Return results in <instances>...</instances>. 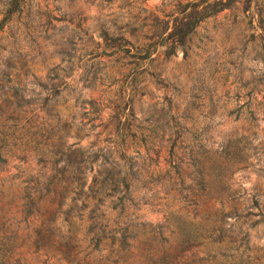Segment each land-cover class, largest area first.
I'll list each match as a JSON object with an SVG mask.
<instances>
[{"label":"rangeland","instance_id":"374dc122","mask_svg":"<svg viewBox=\"0 0 264 264\" xmlns=\"http://www.w3.org/2000/svg\"><path fill=\"white\" fill-rule=\"evenodd\" d=\"M191 1L22 0L4 22L0 222L15 246L7 264H42L31 242L44 234L38 213L55 204L39 199L26 217L24 205L79 150L84 190L107 169L126 173L128 196L101 192L93 215L107 236H131L133 264H169L175 254L172 264H264V0L204 18L165 55ZM72 195L61 210L80 203ZM91 204L66 220L57 212L52 225L65 233L75 223L81 239ZM108 249L80 264H109Z\"/></svg>","mask_w":264,"mask_h":264},{"label":"trees","instance_id":"16d2710c","mask_svg":"<svg viewBox=\"0 0 264 264\" xmlns=\"http://www.w3.org/2000/svg\"><path fill=\"white\" fill-rule=\"evenodd\" d=\"M21 1L22 0H3L2 7L0 8V30L7 18L17 10ZM236 3L237 0H196L188 2L189 11L185 15L184 21L180 23V26H174V30L169 34L170 37L173 36L172 42L170 46L165 47L163 53L165 55L174 53V49L183 45L185 36H187L201 20L223 9L230 8ZM151 50H154V46ZM149 51V48L146 46L145 53L148 54ZM93 159L94 155L89 163H91ZM55 161H57V159H55ZM63 161V165L59 169H55V173L50 178L46 188L37 190V196L34 199L27 196L28 201L24 205L26 206L25 217L32 214L33 211L38 212L37 208L32 207L38 203L39 199L49 204H55L54 209L38 213L42 218L47 219L40 224L44 234L38 235L31 242L32 252L44 257L42 264L48 263L51 259L54 260V264H63L62 262L66 264H80L82 258L87 257L94 251L100 252L103 249V244H106L109 248V254L105 257V260H107L109 264H133V262L129 261L131 258L130 253H126L130 246L127 241L131 236L125 232H121L117 238H115L113 233H109L107 236L105 233V225L96 222V218L93 215V212L98 210L102 205L103 198L100 196L101 192L108 195V193L122 191L118 199L126 195L128 196L126 173L123 172L120 174L119 168L107 169L105 175L99 182L100 185H97L98 187L96 186L94 190H84L81 168L86 166L87 160L83 157V152L80 150L75 154L67 152L64 154ZM67 165H70L72 169L65 175L64 172L67 170ZM130 167L131 163L128 164L127 168L130 169ZM53 180L62 184L60 189L57 190L53 186H50ZM92 181L93 184L96 185L97 182H95V178H93ZM120 186L122 188L121 190ZM69 192L73 194L71 199L74 201L80 200V203H74V209L69 208L63 211L60 207L64 197ZM90 202H92V204L89 208L88 219L91 222L81 239L76 236L75 227L77 225L75 223H69L65 233H61L58 228L52 225V221L57 212H61L63 218L66 220L69 214L75 209L79 211L77 212V216H79L85 208L89 207ZM4 224L5 221L0 222V245H4L7 248H3V252L0 251V264H7L15 249L11 241L12 236L6 234L7 228L4 227ZM161 227L162 225L160 224L156 225V230L153 233L160 235L162 230ZM107 239L109 242H106ZM82 242L85 243L84 246ZM115 242H117L116 245H114ZM1 249L2 248H0V250ZM178 255L179 254H175L172 256L169 264H172ZM108 258H110L109 261ZM150 258L151 257L147 258V262Z\"/></svg>","mask_w":264,"mask_h":264}]
</instances>
